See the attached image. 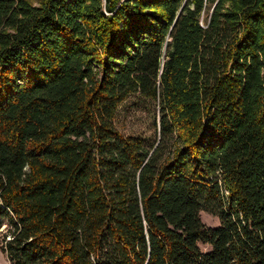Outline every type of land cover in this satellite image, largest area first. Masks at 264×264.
Listing matches in <instances>:
<instances>
[{"label":"trees","instance_id":"trees-1","mask_svg":"<svg viewBox=\"0 0 264 264\" xmlns=\"http://www.w3.org/2000/svg\"><path fill=\"white\" fill-rule=\"evenodd\" d=\"M0 230L10 264H264V0H0Z\"/></svg>","mask_w":264,"mask_h":264},{"label":"rangeland","instance_id":"rangeland-1","mask_svg":"<svg viewBox=\"0 0 264 264\" xmlns=\"http://www.w3.org/2000/svg\"><path fill=\"white\" fill-rule=\"evenodd\" d=\"M36 2L37 0H32ZM119 126L122 131L128 132L132 130L137 131H148V133L153 132L152 123L148 122V116L143 114L142 112L131 113L129 116L122 117L120 119ZM201 219L207 226H217L219 224V220L216 216L207 213L201 212ZM202 248H206V246H202ZM0 264H10L8 258L1 250V230H0Z\"/></svg>","mask_w":264,"mask_h":264}]
</instances>
